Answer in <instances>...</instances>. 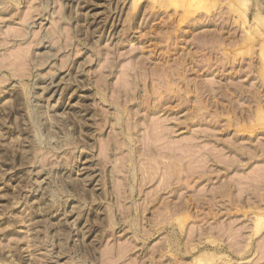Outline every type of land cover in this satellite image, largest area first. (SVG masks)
<instances>
[{"label": "rangeland", "instance_id": "obj_1", "mask_svg": "<svg viewBox=\"0 0 264 264\" xmlns=\"http://www.w3.org/2000/svg\"><path fill=\"white\" fill-rule=\"evenodd\" d=\"M0 264H264V0H0Z\"/></svg>", "mask_w": 264, "mask_h": 264}, {"label": "bare ground", "instance_id": "obj_2", "mask_svg": "<svg viewBox=\"0 0 264 264\" xmlns=\"http://www.w3.org/2000/svg\"><path fill=\"white\" fill-rule=\"evenodd\" d=\"M158 106V105H157ZM200 258L199 256L197 257V259Z\"/></svg>", "mask_w": 264, "mask_h": 264}]
</instances>
